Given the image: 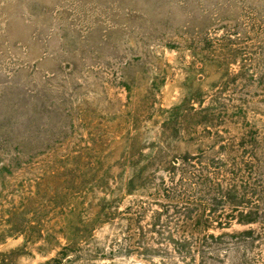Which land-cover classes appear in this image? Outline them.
Masks as SVG:
<instances>
[{"label":"rangeland","instance_id":"obj_1","mask_svg":"<svg viewBox=\"0 0 264 264\" xmlns=\"http://www.w3.org/2000/svg\"><path fill=\"white\" fill-rule=\"evenodd\" d=\"M0 264H264V0H0Z\"/></svg>","mask_w":264,"mask_h":264}]
</instances>
